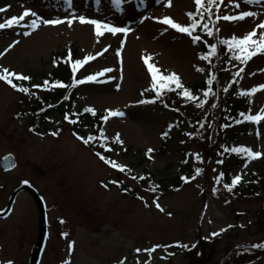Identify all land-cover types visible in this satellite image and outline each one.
Wrapping results in <instances>:
<instances>
[{
    "label": "rangeland",
    "instance_id": "1",
    "mask_svg": "<svg viewBox=\"0 0 264 264\" xmlns=\"http://www.w3.org/2000/svg\"><path fill=\"white\" fill-rule=\"evenodd\" d=\"M238 2L241 9L225 6V0L221 14L250 10L257 12V17L246 18L243 22H219V37L242 35L264 20V3L245 7L243 0ZM167 4L168 0H124L121 12L111 5V0H101L99 4L96 0H74L73 9L65 11L64 0H0V7L7 10L0 13V22L31 9L43 18L63 19L75 12L131 29L126 37L105 33L97 38L94 26L75 22L71 27L67 24L45 26L47 31L42 32L40 27L33 32L27 26L32 19L28 17L20 25L0 30V53H3L0 71L8 68L31 78L29 81L16 80L19 85L41 89L33 86L42 85L52 71L51 55L76 49L75 60L96 56L78 69L77 79L94 75L105 67L113 71L98 77L100 83L75 86L72 108L91 107L96 113L106 115L108 110L124 113L104 122V133L113 140L114 146L107 147L110 154L106 159L123 166L125 171L122 172L83 145L64 117L52 115L45 128L35 132L29 118L21 113L23 93L0 81V152L16 154L17 173H23L38 187L47 206L48 236L39 264H64L65 261L68 264H194L192 259L197 256L196 264H264V248L253 247L264 244V195L257 199L241 198L223 187L229 183L225 178L228 163H217L218 156L213 150L217 147L222 150V137L217 138V131L213 133L215 142H211L213 149L209 158L201 153L202 144L192 142L187 146L194 166L193 176L197 168L203 172L195 175V179H188L187 183L180 178L179 189L153 192L149 185L142 186L138 180L148 173L157 174L168 165L170 172L176 173L182 159L178 141L173 140L158 151L162 132L171 119L169 111L154 103H140L142 100L138 99L139 91L153 90L143 57L151 56V62L163 74L175 73L185 84L205 80L204 74L197 71L204 67V61L196 54L191 37L159 23L164 16H169L182 26L186 25V13L194 10V0H171V7ZM145 24L148 40H138L141 46L135 49L133 60L126 66V45L129 41H137L138 30ZM26 31L31 34L25 36ZM40 31L43 38L37 37ZM104 37L113 41L100 42ZM105 47L108 51L97 55ZM117 51L121 56L116 55ZM240 68H244L237 77L241 90L264 83V56L253 57L247 65L238 63L234 74ZM95 93H104L103 103L93 101ZM261 108H264V90L252 96L251 114ZM244 123L247 127L236 130L233 145L250 147L262 155L255 160L245 157L231 164L230 180L235 175H241L244 180L259 168L264 172V122ZM142 127L151 130L153 136L144 135ZM83 131L90 132L88 127ZM52 132L59 134L53 136ZM117 134L122 144L116 141ZM127 148H131L132 153L145 151L144 160L141 162L132 154H125ZM221 172L224 177L217 183ZM213 188L217 189L215 193ZM156 203L161 205L163 212L156 208ZM23 205L29 217L34 206L27 199ZM18 219H13L10 227L0 222V264L8 260L14 264L28 263L36 240L37 219L28 225V219L23 218L24 226H28L19 229L15 227ZM61 220L64 223H60ZM65 232L67 237L63 235ZM214 232L219 235L212 236ZM73 242L70 250L69 244ZM157 245L160 247L155 252L145 251Z\"/></svg>",
    "mask_w": 264,
    "mask_h": 264
},
{
    "label": "trees",
    "instance_id": "2",
    "mask_svg": "<svg viewBox=\"0 0 264 264\" xmlns=\"http://www.w3.org/2000/svg\"><path fill=\"white\" fill-rule=\"evenodd\" d=\"M213 12L215 14V9H213ZM190 22L188 18L187 24ZM194 34H199L202 37L200 42L193 43L196 48V54L199 57L207 54L211 44L217 43V35L207 37L200 29ZM218 38L223 39L219 35ZM69 52L71 53V59H69ZM76 52V49H69L65 52H55L51 55L50 61L53 68L50 74L45 77V80L49 81V88H52L57 80L65 84H71V63L75 60ZM238 63V61L231 60L230 53L227 52L226 48L220 49L217 56L211 58V63L204 61L203 68L205 72L203 74L205 80L186 84L181 81L196 97L192 101H188L181 94L180 89H175L174 84L171 85L174 91L165 89L159 98L156 97L154 90L139 91V100L155 101L154 104L167 109L171 116L166 129L162 132V142L158 151L165 149L174 140L180 144L179 149L182 153V159L179 161V170L176 173H171V166L168 165L161 172H157V174L148 173L143 176V179H138L140 183L142 182L140 185H149L152 191L155 188L153 192L158 193L179 189L181 185L180 178L187 177L190 180L194 172V166L190 161L187 146L191 145L192 142L202 144L200 151L206 158H209L213 149L212 145L215 142H213V133L215 131L218 132L217 138L218 136L222 137L220 139L222 150L217 147L213 151L218 156V160L228 163L225 178L229 183L231 182L229 179L230 165L246 157L243 154L231 152V148L235 147L233 145V137L236 130L240 129L239 127H247L244 122L237 124L236 120L243 119L239 115L240 112H245L246 114L249 112L251 108L249 101L252 99V97H241L237 94L242 91L239 86V78L235 76L233 71ZM166 75L170 74L166 73ZM211 75L217 77V81H214L213 84V91L217 95L208 97L203 107H197V104L203 99V92L207 88L206 81ZM13 83L21 86L15 79ZM28 88L31 94H23L24 103L21 113L23 112L22 114L29 118V122L35 132L45 128L48 119L52 115L57 114L64 118L67 116L66 120L75 119L77 121L76 124L69 122L73 133L84 138L88 136L94 137V140L88 145H85L81 140L82 144L95 153L99 152L101 155L108 157L110 153L107 147L113 146V140L104 133V121L101 117L106 114L96 113L93 116L91 113L84 112V109L74 110L72 105L75 100V87L67 89L55 88L51 91H45L42 88L36 90L31 85ZM225 88H228L227 92L224 91ZM65 97L67 98L65 99ZM212 105H216V107ZM225 124H228L229 127H223ZM85 127L90 130L88 134L83 131ZM101 130L104 133L103 137L100 135ZM210 130H212L211 133L209 132ZM229 132H231V135ZM164 133H167V135H164ZM101 145L104 146L102 147ZM225 148L228 149L227 152L224 151ZM130 150L131 148H127L124 153L132 154L141 162L144 160L145 151L138 150L132 153ZM232 192L235 196L241 198L250 197L257 199L262 197L264 195V172L262 168L251 172L247 178L233 188ZM197 260L198 256L192 259L194 264L197 263Z\"/></svg>",
    "mask_w": 264,
    "mask_h": 264
},
{
    "label": "snow or ice",
    "instance_id": "3",
    "mask_svg": "<svg viewBox=\"0 0 264 264\" xmlns=\"http://www.w3.org/2000/svg\"><path fill=\"white\" fill-rule=\"evenodd\" d=\"M97 4L101 2V0H96ZM64 3L67 5V11L68 9H73L74 6V0H64ZM264 3V0H243V5L246 7L247 5L251 4H261ZM124 4V0H111V5H113L117 10L123 12L124 9L122 8V5ZM225 4V0H194V11H189L186 13L187 17L190 19V23L187 25H181L178 22H175L171 17L164 16L162 19L159 20V23L169 26L171 29H175L179 33H185L189 37H191L192 43H198L201 41L202 37L199 34H194L197 32L198 29L202 30L203 33L207 37H213L214 35H217V43H213L210 45L209 50L207 54L201 55L199 59L201 61H209L211 63V58L216 57L218 54V51L222 48H226L227 52L230 53V57L232 61H238L240 64L247 65V63L252 60L253 57H256L258 55L264 56V20H261L257 23H255V27H253L251 30H247L242 35H236L233 34L230 36V38H218V32H219V22H243L246 18H256L257 12L250 11V10H240L237 14H221V5ZM227 5H232L235 9H241V3L238 2V0H227ZM168 7H171V0H168ZM213 9H215V14L213 12ZM7 10L5 8L0 7V13L6 12ZM32 17L30 24L27 26L32 29L34 32L35 30L39 29L42 25L43 26H57L61 24H67L69 27H71L75 22H79L81 25L87 24L94 26L95 35L97 38L103 37L105 33H110L113 36L117 34H123L125 37L127 34L131 31L129 27H120V26H114L112 23L105 22L101 19L96 18H89L84 14L76 15L75 12H72L69 16H66L65 18H43L40 15L37 14L36 11H33L31 9H25L23 13L19 16L13 15L10 18L6 19L4 22H0V30H5L9 28H13L17 25H20L21 22H24L26 18ZM147 19V17H145ZM259 30V32H258ZM25 36L30 35L29 32L23 33ZM99 42V40L97 41ZM16 43H19V41H16ZM123 43V41H122ZM11 47V46H10ZM108 47H111L110 45ZM108 47H105L103 49V52L97 53V55L102 56L104 52L108 51ZM7 51V49L5 50ZM0 55H3V53H0ZM116 55L119 57L121 56V52L117 51ZM69 59H71V53L69 52ZM96 59V56L94 55H87L83 59H76L73 63H71V72H72V81L71 84H65L59 80L55 81L52 88H49V81L44 80L42 85H34L33 87L36 88H43L45 91H51L55 88L60 89H67L72 88L77 85H83L88 82H96L100 83L98 77L104 76L105 73H111L113 69L111 67H105L103 71L97 72L94 75H87L83 79H77L76 73L78 69L83 68L85 65H87L90 61H93ZM152 61L151 56H145L143 57V63L147 67V71L151 75V87L155 91V95L157 98H159L162 95V92L167 89L168 91H174V89L171 87V85H175V89H180L181 94L188 100L192 101L195 100L196 97L194 96L193 92H191L185 85L181 82L180 77L172 73L170 75L163 74L161 70L155 65ZM198 72H205L204 68H197ZM244 72V68H240L238 72L235 73V76L240 77L241 73ZM17 81H29L31 78L29 76L23 75V74H17L14 71H9L8 68H3L2 71H0V81L6 82L8 85H11L13 89H16L20 93L30 95V90L28 87L24 86H17V84L13 83V80ZM214 81H217V77L215 75L209 76V78L206 81L207 88L203 92V99L197 104V107H203L204 103L207 101L208 97L210 96H216L217 93L213 91V84ZM119 87V85H117ZM264 90V83L258 85L257 87H251L250 90H242L239 91L237 94L241 97H252L257 92H260ZM225 92L228 91V88L224 89ZM67 97H65L66 99ZM155 101H147L142 100L140 103H154ZM251 103V101H249ZM167 106V105H166ZM213 107H216V105H212ZM84 112L91 113L93 116L96 115V110L94 108L88 107L84 109ZM124 113L116 110H108V114L101 117V119L104 122H107L110 117H117V116H123ZM240 117H242V120H236V123H243V122H250L254 124H260L261 122H264V108H261L258 112L255 114H251V111L246 114L245 112L239 113ZM68 118L67 116L65 117ZM72 124H76L77 121L75 119L69 121ZM223 127L227 128L229 127L228 124L223 125ZM58 132H52L51 135L57 136ZM101 137L104 136L103 131L100 132ZM164 135H167V133H164ZM78 139H81L85 145H88L91 141L94 140L93 136H88L87 138L84 137H77ZM116 141L118 143H123L122 140H120L119 135L116 136ZM102 147L104 145H101ZM110 150V149H109ZM152 149H149V152H151ZM225 152L228 151L227 148L224 149ZM232 153H238L243 154L246 156V158L251 161L255 160L257 158L261 157V152L259 151H253L252 148L246 147V146H240V147H232L231 148ZM96 155L105 163H110L113 168H119L120 171H125V168L121 165L116 164L113 161H110L106 159L104 155H101L99 152L96 153ZM197 160H200V156L197 155ZM217 163L223 164V160H218ZM203 172V169L197 168L195 169V175H200ZM195 175L192 177V179H195ZM224 173L221 172L219 176L216 178L217 183L220 182L221 179H223ZM143 179V177H141ZM186 183L188 182L187 177H181ZM242 181L241 175H235L230 183H225L223 187L228 191L232 192L233 188L240 184ZM27 183V181H25ZM112 183H116V181H112ZM104 187H107V185H104ZM153 191H155V188H153ZM217 191L216 188H213V192L215 193ZM156 208L159 209L161 212L164 211V209L161 207L159 203L155 204ZM168 215H171V213H168ZM60 223H64L63 220L60 221ZM231 227V225L229 226ZM226 229H222L221 231H225ZM67 237L68 233H64ZM219 233H212V236H217ZM74 246L73 244H69V249L71 250ZM160 247L159 245L154 246L150 249H145L146 252L152 253L156 251V248ZM184 247H187V245H184ZM195 247V245H193ZM253 247L256 248H264V244H255ZM137 252H140V249H136ZM2 264H14L13 261L8 260L6 262H2ZM64 264H68L67 261L64 262Z\"/></svg>",
    "mask_w": 264,
    "mask_h": 264
},
{
    "label": "flooded vegetation",
    "instance_id": "4",
    "mask_svg": "<svg viewBox=\"0 0 264 264\" xmlns=\"http://www.w3.org/2000/svg\"><path fill=\"white\" fill-rule=\"evenodd\" d=\"M4 160H6V166L2 165ZM18 169L19 161L13 151L0 152V222H4L10 227L9 223L18 217L19 219L15 226L18 229L24 226L25 222H23V218L26 220L28 219V225L35 222V219H37V225H39L40 212L37 197L35 195L36 193L44 202L45 216L48 225L47 206L40 190L31 180L27 179L23 173H17ZM25 181H27V183H25ZM29 188L33 189L35 193L31 192ZM25 199L31 201L34 206V210L31 209L29 211V217L23 205ZM24 211H26V216L23 215ZM28 225L25 224V226ZM30 232V234H32V230Z\"/></svg>",
    "mask_w": 264,
    "mask_h": 264
},
{
    "label": "bare ground",
    "instance_id": "5",
    "mask_svg": "<svg viewBox=\"0 0 264 264\" xmlns=\"http://www.w3.org/2000/svg\"><path fill=\"white\" fill-rule=\"evenodd\" d=\"M15 11H17V9H15ZM146 25L147 24L142 25L141 28L138 30L140 34L138 35L139 38L137 37V41H135V40L129 41L127 43V45H126V48L125 49H126V52H127L126 54L128 56L126 58V66H128L129 63H131V61L133 60V54H134L135 49H137L138 47L141 46L140 44H138V40H139V42H142V41L144 42V41H147L148 40V38L146 37V33L149 32V31H148V27ZM41 27L43 28L42 32L47 31V29H48L47 27H45L43 25ZM38 34H40V35H37V37L43 38V36L41 34V31L38 32ZM85 35H86V38H90V35L89 34H85ZM91 38H93V36H91ZM38 41H40V40L38 39ZM106 41H107V43H111L113 41V39L112 38H105L104 37V39L102 41H100V42H106ZM131 72L132 71H130V73ZM114 96H116V95H114ZM104 97L106 98V96L104 95V93H95V94H93V101H95L97 103H103L104 102V99H105ZM141 130H143L144 135H148V137L153 136L151 130H148L146 128L143 129V127H142Z\"/></svg>",
    "mask_w": 264,
    "mask_h": 264
},
{
    "label": "water",
    "instance_id": "6",
    "mask_svg": "<svg viewBox=\"0 0 264 264\" xmlns=\"http://www.w3.org/2000/svg\"><path fill=\"white\" fill-rule=\"evenodd\" d=\"M3 166H6V160L2 163ZM31 192H34L33 189L29 188ZM35 193V192H34ZM37 197V202L39 206V227H38V235L36 242L32 248L30 258L28 261V264H38L41 253L43 251V248L45 246V241L47 237V223L45 218V211H44V204L41 198L35 193Z\"/></svg>",
    "mask_w": 264,
    "mask_h": 264
}]
</instances>
